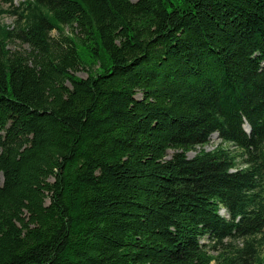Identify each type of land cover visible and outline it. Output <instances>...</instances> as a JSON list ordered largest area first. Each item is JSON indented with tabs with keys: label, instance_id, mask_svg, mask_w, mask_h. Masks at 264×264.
I'll use <instances>...</instances> for the list:
<instances>
[{
	"label": "trees",
	"instance_id": "16d2710c",
	"mask_svg": "<svg viewBox=\"0 0 264 264\" xmlns=\"http://www.w3.org/2000/svg\"><path fill=\"white\" fill-rule=\"evenodd\" d=\"M3 1L0 264H264V0Z\"/></svg>",
	"mask_w": 264,
	"mask_h": 264
},
{
	"label": "rangeland",
	"instance_id": "374dc122",
	"mask_svg": "<svg viewBox=\"0 0 264 264\" xmlns=\"http://www.w3.org/2000/svg\"><path fill=\"white\" fill-rule=\"evenodd\" d=\"M15 5L20 4L21 2H24L26 0H13ZM4 1L0 0V5L4 6V8H6V6L4 5ZM3 23L5 24H11L13 22V19L10 17H3ZM57 34L54 33L53 36H56ZM76 75L80 78H86L88 76L87 72L85 70H80L76 73ZM221 144V139L219 138L218 134H213L210 138L209 143L204 146V147H198L195 151H192L188 154L189 158H193L199 151L201 150H205V151H213L215 150L219 145ZM228 148L230 151L232 152H236V148L235 147H226ZM173 154V151L169 152V156H171ZM0 182H2V178H0ZM223 216H226L225 212H222ZM220 248V247H219ZM210 252L212 254H217L218 252L216 250H213V248H210Z\"/></svg>",
	"mask_w": 264,
	"mask_h": 264
},
{
	"label": "water",
	"instance_id": "95a60500",
	"mask_svg": "<svg viewBox=\"0 0 264 264\" xmlns=\"http://www.w3.org/2000/svg\"><path fill=\"white\" fill-rule=\"evenodd\" d=\"M251 132V129H250V127L248 126L247 127V133H250Z\"/></svg>",
	"mask_w": 264,
	"mask_h": 264
}]
</instances>
